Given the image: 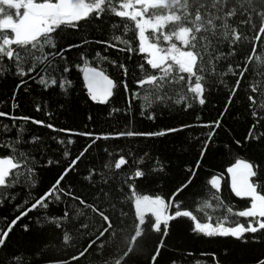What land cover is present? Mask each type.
Here are the masks:
<instances>
[{
  "label": "trees",
  "instance_id": "obj_1",
  "mask_svg": "<svg viewBox=\"0 0 264 264\" xmlns=\"http://www.w3.org/2000/svg\"><path fill=\"white\" fill-rule=\"evenodd\" d=\"M119 2L113 0L114 4ZM225 3L248 14L232 18L231 27L240 39L231 56L215 59L218 50L227 54L228 46L212 40L211 33L200 34L206 39L196 42L200 55L196 68L203 76L204 105L185 107L177 103L187 94L188 84L195 83L194 77L187 74L177 72L162 88L139 85L138 80L159 73L138 53L134 25L110 12L103 19L93 16L89 22L82 20L79 31L61 28L54 33L57 49L79 45L64 51L63 60L42 56L39 50L25 52L15 45L12 48L20 56L19 62L16 55L12 59L0 57V111L8 114L0 117V158L12 157L20 164L9 178L10 186H0V234L20 217L0 246V264H16L13 257L17 255L21 264H151L157 246L158 264H257L264 259V230L244 233L239 240L205 237L192 231L191 220L179 217L169 222L167 232L163 225L154 231L150 215L138 218L137 201L129 187L138 195H159L166 202L171 199L170 214H174L178 203L180 210L190 211L199 222H208L209 216L213 223L227 217L233 225H246L248 219L228 211L243 210L250 204L236 197L228 186L226 169L241 159L255 166L257 176L252 181L264 194V32L260 31L264 17L256 14L264 8V0H182L181 14L191 10L195 16L199 10L202 20L193 19L195 26L209 18L204 5L223 18ZM174 27L179 30L183 25ZM146 35L151 40L150 32ZM115 36L127 40L128 45L115 40ZM178 39L174 37L171 43L176 44ZM84 40L91 43L84 44ZM96 40L107 41L113 47L97 44ZM163 40L161 36L160 46L168 47ZM128 47L133 49L131 53ZM82 55L89 66L103 71L116 85L113 96L104 104L93 102L87 94L79 71ZM49 62L57 64L58 73L47 69ZM65 63L68 73L62 71ZM18 66L33 71L21 77ZM42 76L56 83L45 88L37 83ZM61 79L65 81L63 91ZM13 103L17 104L15 109ZM12 115L28 116L30 120L13 121L8 118ZM32 119L43 124H32ZM21 127L23 133L17 144V129ZM168 128L178 130L168 132ZM127 131L165 134L117 136ZM10 143L15 151L6 146ZM121 156L126 163L116 169L115 160ZM136 170L144 175L128 179ZM213 176L220 180L218 193L208 183ZM182 183L186 186L176 192ZM67 190L85 203L65 195ZM46 191L47 206L32 209L31 205ZM214 195L220 201L213 199ZM205 201L211 207L203 208ZM198 207L201 211H196ZM45 217L59 221L49 222ZM56 223L61 227L57 228Z\"/></svg>",
  "mask_w": 264,
  "mask_h": 264
},
{
  "label": "snow or ice",
  "instance_id": "obj_2",
  "mask_svg": "<svg viewBox=\"0 0 264 264\" xmlns=\"http://www.w3.org/2000/svg\"><path fill=\"white\" fill-rule=\"evenodd\" d=\"M181 2L182 0H120L118 4H114L113 0H0V57H7L12 59L16 55V59L19 62L20 56L14 53L12 48L13 45L25 52L31 50H39L43 55L49 57H60L64 59L62 53L67 49L73 47H79V45L71 44L65 47L57 49V42L54 33L61 28H71L79 31L81 25L80 22L83 20L89 22L93 16L97 19H103L106 12H110L121 20L130 21L135 28V39L137 42V51L146 57V64L151 69L156 70L159 75H147L146 79H140L137 81L139 85L145 83L153 85L157 88H162L165 81L171 82L177 72L180 74H187V77H194L195 83L188 84L187 94L182 95L177 103H181L185 107H193L195 104L204 105L205 99L203 96L204 85L202 83L203 76L197 74V62L200 59L199 53L196 51V42L203 41L206 39L203 33H211V38L216 43L226 44L228 46V52L225 54L223 51L218 50V55L215 56L216 60H221L225 56H231L233 54V48L236 42L240 39L238 32L235 28L231 27L232 18L236 15H247L243 10L237 11L235 6H229L227 3L224 4L223 18L219 15H213L211 11H208V6L204 5L205 12L209 17L203 23H199L195 26L192 25V20H202V15L199 10L196 11L193 16L192 11H184L181 14ZM260 17H264V8L258 13ZM260 31L264 32V19H261ZM177 24H182L183 28L177 30L174 27ZM116 25L113 24V28ZM128 30V25H125V32ZM171 30L172 35H169ZM147 32L151 34V40L146 35ZM195 33V35L193 34ZM161 36L164 37V44L168 47H161L159 41ZM178 36L176 44H172L171 40ZM120 43L128 45L127 40H123L119 36L114 37ZM84 44L91 43L88 40L83 41ZM97 44H107L108 47H113L112 44H108L107 41L96 40ZM46 49H52L51 52H47ZM127 50L131 53L133 49L128 47ZM99 53L96 56L99 57ZM83 60V67L79 68L82 73V79L84 87L87 90L89 98L93 102L100 104L106 103L111 96H113V89L116 87L113 79L109 78L103 71L98 70L97 67L89 66V61L81 56ZM264 63V59L261 60ZM209 63L212 68L215 69V64L210 60ZM123 68V65H120ZM47 69L53 74L59 72L57 64L49 62ZM31 67L26 70L21 67H17V73L23 77L28 72H32ZM63 73L69 72L67 63L64 64ZM203 72V69H200ZM228 71L231 72V66ZM223 74L221 70V75ZM244 73L241 72L240 76ZM183 79V76L180 77ZM23 83V81H21ZM40 85L45 88L56 83L55 79L46 80L43 76L37 81ZM60 88L63 91L65 81L60 80ZM240 80L236 81L237 86ZM17 88L20 87L18 84ZM255 90V89H254ZM125 91H128L127 85H125ZM235 91V88L232 89ZM15 95V93H14ZM189 96L190 101L189 102ZM148 99V96L145 97ZM156 99H163L162 96H157ZM252 100V97H248ZM17 107L16 103L12 104V108ZM39 110V109H38ZM8 114L0 111V117L7 116ZM253 116L256 113L253 112ZM9 119L16 121L21 120L27 123L30 120L28 116H8ZM152 119L151 116L147 117ZM32 124H43L42 121L31 120ZM51 128V125H45ZM5 129L8 128L4 125ZM178 129L168 128V132H175ZM56 131V129H54ZM23 133V128L17 129L16 143L20 142V137ZM164 131H127L118 132L117 136H142V137H159L164 135ZM82 135H90V133H82ZM72 143L71 140L68 141ZM7 147L13 148L14 146L10 143ZM24 153L21 152V156ZM148 154L145 153V156ZM78 159V158H77ZM139 162V161H138ZM75 161H73V164ZM126 163L123 156L115 160L114 167L121 169L122 165ZM20 164L12 157L0 158V186H10L9 178L13 176V170L18 169ZM155 170V169H153ZM67 171V170H65ZM228 177L230 179L231 192L239 198H248L250 204L243 210L232 212L229 208L228 211L237 217H243L248 219L246 225L235 222L234 225L228 222V218L225 217L223 220L217 218L216 222H212V217H207L208 222H199L196 217L188 210H180V206L176 204V210L174 214L169 213V205L173 203L170 199L167 202L161 196H151L148 194H137L132 186V196L136 201L143 206V211L146 216L150 215L153 219L154 231H159L160 226L163 225V229L167 232L169 222L175 218L187 217L192 222V231L198 234H202L205 237H232L237 240L241 239L244 233H256L259 230H264V194H262L258 188L256 182L252 181L251 178L257 176L255 166L247 161L236 159L235 163L226 169ZM144 173L140 170H136L132 176L128 179L141 178ZM62 179V177L60 178ZM60 179H57L56 184H60ZM189 178V182H190ZM15 183V180H12ZM208 183L211 188L217 193L220 191V180L213 176ZM186 184H181L176 189V192H180ZM176 193H173L175 196ZM48 195L46 191L31 205L32 209L37 206H47L45 197ZM65 195L71 196L73 200L80 199L75 196L70 190L65 192ZM213 199L220 201L218 195H214ZM56 200L59 201V195L56 196ZM80 203H85L80 199ZM211 205L207 201L204 202L203 208H209ZM196 211H201V208H197ZM79 209H77V213ZM23 214V213H22ZM20 217L17 216L16 220ZM250 218V219H249ZM45 219H49L45 217ZM13 220L11 224L7 226L8 230H5L0 234V246L4 245L8 232L11 230L12 225L16 223ZM59 221V218H51L49 222ZM57 228L61 227L59 223H56ZM67 242V235L64 237ZM160 254V247L157 246L156 253L151 256V264H158V256ZM80 255V254H79ZM78 258V257H76ZM16 264H21V257L19 255L13 257ZM257 264H264V259H261Z\"/></svg>",
  "mask_w": 264,
  "mask_h": 264
},
{
  "label": "rangeland",
  "instance_id": "obj_3",
  "mask_svg": "<svg viewBox=\"0 0 264 264\" xmlns=\"http://www.w3.org/2000/svg\"><path fill=\"white\" fill-rule=\"evenodd\" d=\"M135 210L137 212L138 218H143V216L145 215L143 211V206L140 205L138 202L135 203Z\"/></svg>",
  "mask_w": 264,
  "mask_h": 264
},
{
  "label": "water",
  "instance_id": "obj_4",
  "mask_svg": "<svg viewBox=\"0 0 264 264\" xmlns=\"http://www.w3.org/2000/svg\"><path fill=\"white\" fill-rule=\"evenodd\" d=\"M226 175H227L228 186H229V188H230V190H231L230 179H229V177H228L227 171H226ZM251 180H252V178H251ZM238 198H239V197H238ZM239 199H242V200H249L248 198H239Z\"/></svg>",
  "mask_w": 264,
  "mask_h": 264
}]
</instances>
